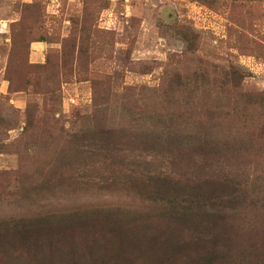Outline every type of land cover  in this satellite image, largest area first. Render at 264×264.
Listing matches in <instances>:
<instances>
[{
  "label": "rangeland",
  "instance_id": "obj_1",
  "mask_svg": "<svg viewBox=\"0 0 264 264\" xmlns=\"http://www.w3.org/2000/svg\"><path fill=\"white\" fill-rule=\"evenodd\" d=\"M0 264H264V0H0Z\"/></svg>",
  "mask_w": 264,
  "mask_h": 264
},
{
  "label": "trees",
  "instance_id": "obj_2",
  "mask_svg": "<svg viewBox=\"0 0 264 264\" xmlns=\"http://www.w3.org/2000/svg\"><path fill=\"white\" fill-rule=\"evenodd\" d=\"M155 185L160 186L159 178H157V184L155 183ZM208 185L210 184L203 182L194 187L195 190L204 189L205 193L194 194L197 199L192 201V204L190 205L191 208L188 213L181 212L177 208L180 206L176 200L177 195L179 194L178 192L172 191L170 188H165L160 189L158 195L159 200L163 203L161 206L162 211L166 210L169 212V216H167L166 219L169 220V223L174 225L170 226V229H173V235H180L181 229L179 227L182 226L183 223L181 221H187L190 224V234L188 236L190 239L187 240V242H190L191 239H195L196 242L199 241V245L201 247L198 252L213 253L216 258L217 255L223 256L224 254H227L226 250L221 252L219 251V248L225 244L223 242L231 240L232 227L228 226L231 225V220L228 219V216H226V210H232L236 207L235 203L238 201L239 195L236 194V190L220 192L219 188L216 190L205 188ZM173 186L176 185L174 184ZM171 194H174V196L171 198L167 197V195ZM154 202H156V200ZM195 208H199L200 211L197 212ZM94 235L95 233L93 236ZM171 235L172 234L170 233L165 236L163 244H167L168 246V238H172ZM179 242L184 243V241ZM168 247L169 249H172L171 246Z\"/></svg>",
  "mask_w": 264,
  "mask_h": 264
}]
</instances>
